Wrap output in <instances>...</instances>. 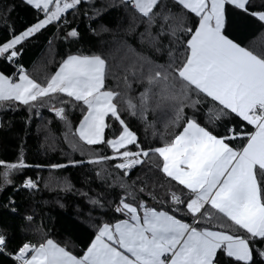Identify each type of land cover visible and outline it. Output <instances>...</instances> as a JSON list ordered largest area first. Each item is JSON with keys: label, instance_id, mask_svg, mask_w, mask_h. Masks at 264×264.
Segmentation results:
<instances>
[{"label": "snow or ice", "instance_id": "obj_1", "mask_svg": "<svg viewBox=\"0 0 264 264\" xmlns=\"http://www.w3.org/2000/svg\"><path fill=\"white\" fill-rule=\"evenodd\" d=\"M25 2L41 10L45 18L0 44V59L14 61L20 55L17 46L22 41L61 20L64 13L76 9L84 0ZM121 2L126 7L131 5L145 18L149 29L158 19L162 20L160 35L167 34L177 41L178 31L190 36L179 63L170 52L171 59L164 71L149 72L147 88L139 95V105L131 96L106 88L109 68L101 55L70 54L44 83L30 77L23 66H18L13 76L0 73V109H11L13 105L31 109L38 104L58 101L61 106L52 104L50 110L65 123L68 129L65 139L73 150H82L81 143L69 137H78L79 142L90 147L106 144L112 155H97L87 162L103 164L119 160L114 167L124 176L148 158L158 157L159 171L187 190V200L175 192L171 193V200L175 205L186 206L187 213L194 218L193 223L183 222L167 211L148 208L142 201L134 206L122 198L115 211L126 218L115 224L100 225L82 256L74 255L52 239L38 246L25 242L16 252L7 254L16 264H222L221 255L228 258L227 264H264V247H257L264 244V55L254 54L226 34L227 6L260 22H264V10L250 11L251 0H173L198 18L193 30L185 26L184 15L174 14L166 5L161 7L162 0ZM173 21H178L177 27H173ZM165 27L169 29L167 33ZM78 35L74 28L67 33L72 38ZM131 51L135 53L134 49ZM135 55L137 61L126 69L133 76L142 70L144 63H152L146 56ZM124 79L131 89L127 76ZM61 96L67 99H59ZM153 96L172 102L174 118L169 126L182 127V131L163 146L144 149L137 134L122 118L119 105L124 103L131 116L139 111L141 119H145ZM73 102L86 110L74 131L63 106ZM207 102L219 106L209 109L210 122L235 114L254 131L237 132L233 127L228 129V134L217 136L202 126L195 115H186V108L196 110ZM109 117L120 125V131L114 138L106 139L105 130L111 126L106 123ZM241 136L247 141L241 148L230 146L229 141ZM130 146L136 150H131ZM70 163L75 166L81 162ZM67 166L52 164L49 167L55 170ZM27 167L22 152L16 162L0 160L3 169L0 191L13 183L10 178L13 173ZM37 186V181L31 178L20 185L24 189ZM128 196L135 199L133 192H128ZM214 219L220 222L219 229L234 226L235 231H242L244 235L213 230L216 225L198 227L201 220L210 223ZM7 243V237L0 232V255L6 253Z\"/></svg>", "mask_w": 264, "mask_h": 264}, {"label": "trees", "instance_id": "obj_2", "mask_svg": "<svg viewBox=\"0 0 264 264\" xmlns=\"http://www.w3.org/2000/svg\"><path fill=\"white\" fill-rule=\"evenodd\" d=\"M165 5L174 14L184 15L185 26L194 30L198 23L194 14L178 7L173 0H162L161 7ZM259 10H264V0H251L250 11ZM226 15V34L243 47L249 45L255 33L261 30L256 17L232 6H227ZM43 16L41 10L23 0H0V44L34 25ZM163 23L158 19L149 29L145 18L132 6L126 7L121 0H84L76 9L64 13L61 20L46 25L22 41L17 46L20 55L14 61L0 59V73L13 76L17 67L23 66L30 77L44 83L70 54L101 55L109 68L106 88L120 92L122 96H131L139 105V95L147 88L149 72L164 71L171 59L170 52L177 63L183 59L184 44L189 36L178 31L177 41L167 34L160 35ZM171 23L173 27L178 26V21ZM73 28L79 33L76 38L67 36ZM168 31L165 27V33ZM132 49L152 61L151 64L144 63L135 76L126 72L128 66L137 61ZM125 76L131 83V89L125 83ZM59 99L67 98L61 96ZM52 104L61 106L58 101H52L31 109L23 105L0 109V160L16 162L22 152L25 163L29 165L13 173L10 177L13 183L0 191V232L8 239L6 253L0 255V264H14L7 253L16 252L23 243L38 246L46 239H52L74 255L81 256L100 225L125 218L123 213L115 211L122 198L134 206L142 201L146 207L167 211L186 223L193 221L184 204L172 203L168 190L181 195L184 200H187V190L159 171L156 166L160 163L158 157L148 158L145 163L133 168L128 176L114 167L119 160L90 164L87 162L89 159L97 155L110 156L112 150L106 144L90 147L79 142L78 137H69L81 143L82 150H73L65 139L68 131L65 123L50 110ZM63 106L74 131L86 110L75 102ZM119 106L122 118L137 134L144 149L163 146L165 141L182 131V127L169 126V121L174 118L172 102L160 101L157 96L150 100L145 119H141L139 111L136 116H131L124 103ZM211 108L218 109L219 106L207 102L196 110L186 108L185 113L188 117L195 115L202 126L217 136L226 135L229 126L237 132L252 131V127L235 114L210 122ZM106 123L111 125L105 130L106 139L119 134L120 125L117 122L109 117ZM245 139L237 137L229 144L233 148H241ZM130 147L136 150L134 146ZM70 161L81 163L73 166ZM52 164L68 166L54 170L49 167ZM0 171L3 169L0 168ZM26 178L37 181V188L20 187ZM141 188L144 191L141 192ZM128 192H133L135 199L128 196ZM176 208L180 210L174 211ZM224 222L231 224L230 221ZM219 223L215 219L210 223L201 220L198 227L216 225L213 230L244 235L242 231H235L234 226L219 229ZM257 247H264V244ZM221 261L227 264L228 258L221 255Z\"/></svg>", "mask_w": 264, "mask_h": 264}, {"label": "crops", "instance_id": "obj_3", "mask_svg": "<svg viewBox=\"0 0 264 264\" xmlns=\"http://www.w3.org/2000/svg\"><path fill=\"white\" fill-rule=\"evenodd\" d=\"M131 6V5H130ZM258 20V19H257ZM259 21V20H258ZM259 23L261 24V30L259 31V32H256L255 33V35L252 37V40L250 41L251 43L249 44V45H247L245 48L246 49H248V50H250V51H252L254 54H256V55H264V22H260L259 21ZM198 24V23H197ZM189 38H190V36H189ZM67 58V57H66ZM59 68V66L57 67V69ZM57 69H56V71H57ZM55 71V72H56ZM54 72V73H55ZM53 73V74H54ZM15 79H18V77H14ZM83 118V117H82ZM81 118V119H82ZM239 118V117H238ZM80 122V121H79ZM78 125H79V123H78ZM77 125V126H78ZM252 127V126H251ZM252 131H254V129H253V127H252ZM251 131V132H252ZM247 141H246V139H245V142H244V144L246 143ZM243 144V145H244ZM175 182V181H174ZM176 183V182H175ZM183 187V186H182ZM140 214L142 215L143 213H142V210L140 211ZM126 218V217H125ZM125 218H123V219H125ZM120 220H122V219H120ZM119 221V220H118ZM118 221H115V222H112V224H115L116 222H118ZM183 221V220H182ZM189 224H191V223H189ZM96 235V234H95ZM93 239H94V237H93ZM92 239V240H93ZM47 240V239H46ZM92 240L89 242V244L87 245V247L91 244V242H92ZM45 242V241H44ZM84 253V252H83ZM83 255V254H82ZM81 255V256H82Z\"/></svg>", "mask_w": 264, "mask_h": 264}, {"label": "built area", "instance_id": "obj_4", "mask_svg": "<svg viewBox=\"0 0 264 264\" xmlns=\"http://www.w3.org/2000/svg\"><path fill=\"white\" fill-rule=\"evenodd\" d=\"M14 79H15V78H14ZM229 128H232V127L229 126ZM229 128H228V129H229ZM228 129H227V134H228ZM167 192H169V197L171 198V193H173V192H172V191H169V190H168ZM192 223H193V221L191 222V224H192ZM22 245H23V244H22ZM22 245H21V246H22ZM13 261H14V260H13ZM14 264H16L15 261H14Z\"/></svg>", "mask_w": 264, "mask_h": 264}, {"label": "rangeland", "instance_id": "obj_5", "mask_svg": "<svg viewBox=\"0 0 264 264\" xmlns=\"http://www.w3.org/2000/svg\"><path fill=\"white\" fill-rule=\"evenodd\" d=\"M23 1H25V0H23ZM44 18H45V16H43L41 19H44ZM41 19H39V20H41ZM39 20H38V21H39ZM35 24H36V23H35ZM29 27H30V26H29ZM27 28H28V27H27ZM27 28H25V30H27ZM25 30H24V31H25ZM21 33H22V32H21Z\"/></svg>", "mask_w": 264, "mask_h": 264}]
</instances>
